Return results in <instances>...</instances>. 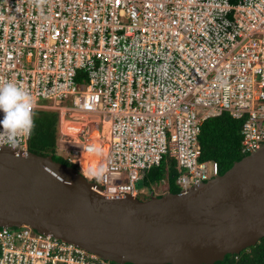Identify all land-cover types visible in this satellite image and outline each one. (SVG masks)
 Instances as JSON below:
<instances>
[{"label":"built area","instance_id":"1","mask_svg":"<svg viewBox=\"0 0 264 264\" xmlns=\"http://www.w3.org/2000/svg\"><path fill=\"white\" fill-rule=\"evenodd\" d=\"M9 81L34 117L57 113L56 154L102 196L138 198L166 158L186 191L219 176L200 160L206 120L241 121L245 155L264 145V0H0ZM30 135L13 148L0 131V148L28 151ZM0 264L120 263L22 226L0 228Z\"/></svg>","mask_w":264,"mask_h":264},{"label":"water","instance_id":"2","mask_svg":"<svg viewBox=\"0 0 264 264\" xmlns=\"http://www.w3.org/2000/svg\"><path fill=\"white\" fill-rule=\"evenodd\" d=\"M27 226L120 264H215L264 238V145L178 194L107 197L74 167L0 148V228Z\"/></svg>","mask_w":264,"mask_h":264},{"label":"trees","instance_id":"3","mask_svg":"<svg viewBox=\"0 0 264 264\" xmlns=\"http://www.w3.org/2000/svg\"><path fill=\"white\" fill-rule=\"evenodd\" d=\"M58 119L57 113L51 111H42L35 115V126L30 135L28 151L44 157L52 156L53 161L76 169L74 165L56 154ZM241 127L242 122L232 119L228 114L210 118L201 127L200 160L216 162L219 175H223L234 163L247 156L241 153ZM179 176L175 161L166 158L159 167L146 173L143 185L152 188L153 185L159 186L164 183L167 187L166 193L178 194L181 192L176 183ZM215 264H264V238L254 247L238 255H227L222 262Z\"/></svg>","mask_w":264,"mask_h":264},{"label":"clouds","instance_id":"4","mask_svg":"<svg viewBox=\"0 0 264 264\" xmlns=\"http://www.w3.org/2000/svg\"><path fill=\"white\" fill-rule=\"evenodd\" d=\"M33 99L14 82L0 84V131L7 133L6 141L16 147L18 136H28L34 129ZM102 172V167L97 173Z\"/></svg>","mask_w":264,"mask_h":264},{"label":"rangeland","instance_id":"5","mask_svg":"<svg viewBox=\"0 0 264 264\" xmlns=\"http://www.w3.org/2000/svg\"><path fill=\"white\" fill-rule=\"evenodd\" d=\"M68 121H71L70 119H67ZM96 157H92V158H87V157H83L82 158V167L85 170V172L89 175L92 176V171H91V167H90V162L91 160H93ZM164 182H166V180H164ZM136 189L138 191V199L141 201H146L150 198L151 195L154 196H163L166 194L167 192V187L164 183H162L159 186H152L151 191L149 192L148 189L144 188V185L142 183H139L136 185Z\"/></svg>","mask_w":264,"mask_h":264}]
</instances>
